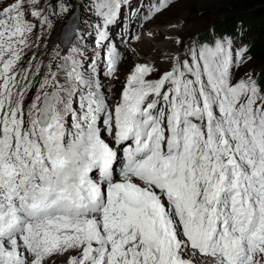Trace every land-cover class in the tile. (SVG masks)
I'll list each match as a JSON object with an SVG mask.
<instances>
[{
	"label": "snow or ice",
	"instance_id": "snow-or-ice-1",
	"mask_svg": "<svg viewBox=\"0 0 264 264\" xmlns=\"http://www.w3.org/2000/svg\"><path fill=\"white\" fill-rule=\"evenodd\" d=\"M179 2L89 0V31L67 0H0V264H264V77H236L248 49L165 33L167 67L134 63L109 101L125 6L144 28ZM119 39L136 54L142 37Z\"/></svg>",
	"mask_w": 264,
	"mask_h": 264
},
{
	"label": "rangeland",
	"instance_id": "rangeland-1",
	"mask_svg": "<svg viewBox=\"0 0 264 264\" xmlns=\"http://www.w3.org/2000/svg\"><path fill=\"white\" fill-rule=\"evenodd\" d=\"M84 1L87 2L89 0H80V1L67 0L70 6L76 8L78 15L82 20L81 26L83 25V19H84L81 7L83 6ZM140 2L141 0H131L133 8H135ZM227 2L228 0H180L179 3L175 4L167 12H165L164 15L158 17L154 22L147 24L144 28H141L140 21L137 19V17L128 15L129 9L127 6H125L124 12L121 15L119 23L113 26L114 28H112L111 31V33L114 36L115 42L118 45L124 46L120 44V39L115 35L116 29L119 34L127 30L132 35L138 34L141 35V37H147V38L146 39L142 38L141 41L139 42H135V41L134 43L132 42V46L136 48H140V45L143 46L141 48L142 51H136V54H132L126 46L120 48L121 52L125 57L124 63L120 68V75H122V78L119 80H115L110 85L111 87L109 88V93H108L110 99H116V97L118 98L119 91L122 87V83L124 81L125 75L134 63H138V62L142 63L146 61V62L157 63L161 68L167 67L166 63H163L161 60V54L162 52L167 51L169 48L173 46L167 44V42L165 41L164 39L165 33L170 34L173 38H175L178 35L184 37L187 40L193 33L196 34L206 30L215 20L222 17L225 13H228V11L227 12L225 11ZM233 14H238L240 19H243L245 15L239 10H235ZM89 16H90L89 13H86L85 21H84V24L86 26L88 23V21L86 22V17L88 18ZM89 19L91 20V23H93L92 18L90 17ZM62 22L63 21L61 20V23ZM180 22H183L184 24L183 29L172 30L167 27L168 25L178 24ZM60 25L58 27L54 23V30L51 31L50 35L47 36L48 38L46 39L45 43H46V47L51 46L50 51L58 44V39H57L58 33L56 30L58 28L60 29ZM149 30L155 33L154 37L150 38L147 36L146 33ZM40 34L41 33L38 30L37 35ZM222 37H227L228 39L233 40V37H231V35H226ZM239 41L233 40L234 49L240 47L241 45L243 46V44L241 43L244 42L243 39H240ZM161 46H163L164 50L160 48ZM46 47L44 44H42L40 46L39 51L41 53H45L44 56L47 59L48 53L44 51ZM248 56L251 57L250 60H247ZM246 60L247 62L244 64V66L237 71L236 73L237 78L244 76L245 73L255 74L256 76V74L260 73L261 70L264 69V57L261 59L254 58L247 51ZM51 264H65V261L61 257H56L51 261Z\"/></svg>",
	"mask_w": 264,
	"mask_h": 264
},
{
	"label": "trees",
	"instance_id": "trees-1",
	"mask_svg": "<svg viewBox=\"0 0 264 264\" xmlns=\"http://www.w3.org/2000/svg\"><path fill=\"white\" fill-rule=\"evenodd\" d=\"M235 10L245 14L243 19H240L238 14H233ZM225 11L228 13L215 20L209 28L196 33L195 39L206 43L209 38L226 35L239 37L243 39L246 49L252 57L263 58L264 0H228ZM262 77H264V69L255 76L258 80H261Z\"/></svg>",
	"mask_w": 264,
	"mask_h": 264
},
{
	"label": "bare ground",
	"instance_id": "bare-ground-1",
	"mask_svg": "<svg viewBox=\"0 0 264 264\" xmlns=\"http://www.w3.org/2000/svg\"><path fill=\"white\" fill-rule=\"evenodd\" d=\"M80 1V0H79ZM88 3H89V1H84V3H83V6L81 7V9H82V12H83V25L81 26V28H82V30L83 29H85V28H87L89 31H91V29L88 27L90 24H91V20L89 19L90 17L92 18V20H93V23L96 21V18L94 17V16H91L90 15V13L88 12ZM86 13H89V17L87 18L86 17V22L88 21V23H87V26L84 24V21H85V15H86ZM53 19V21H54V23L59 27V25H60V23H61V18H57V17H53L52 18ZM112 28H114V27H112ZM59 29V28H58ZM58 29L56 30L57 31V33H58ZM112 31V30H111ZM114 31V30H113ZM56 33V32H55ZM48 38V37H47ZM142 38H147V37H142ZM55 39H56V37H55ZM55 42V41H54ZM134 43V42H133ZM139 44V43H138ZM119 47L120 48H122V47H125V46H121V45H119ZM134 47V46H133ZM143 46L142 45H140V48H136V50L137 51H142L141 50V48H142ZM50 48H51V46H47L46 48H45V52H47L48 54H50ZM161 49H163L164 50V48H163V46H161L160 47ZM39 58H43L44 59V62L45 63H47V59H46V57L45 56H43V57H39ZM146 62V61H145ZM122 78V75H120V79ZM115 80L114 79H104L103 80V82H104V84L106 85V88H107V94L109 93V88L111 87L110 85L114 82ZM111 92V91H110ZM118 98L116 97V99H110V97H109V101L110 102H115L116 100H117Z\"/></svg>",
	"mask_w": 264,
	"mask_h": 264
}]
</instances>
